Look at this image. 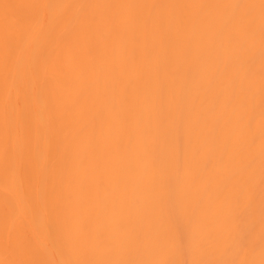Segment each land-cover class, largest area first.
Masks as SVG:
<instances>
[{
    "label": "bare ground",
    "instance_id": "obj_1",
    "mask_svg": "<svg viewBox=\"0 0 264 264\" xmlns=\"http://www.w3.org/2000/svg\"><path fill=\"white\" fill-rule=\"evenodd\" d=\"M0 264H264V0H0Z\"/></svg>",
    "mask_w": 264,
    "mask_h": 264
}]
</instances>
